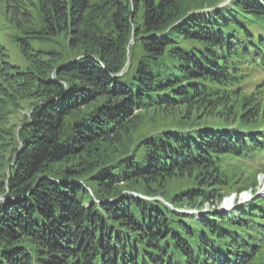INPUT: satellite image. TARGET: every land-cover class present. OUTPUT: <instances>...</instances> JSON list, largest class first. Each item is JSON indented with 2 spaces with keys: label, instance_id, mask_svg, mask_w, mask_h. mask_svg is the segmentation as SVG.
Wrapping results in <instances>:
<instances>
[{
  "label": "trees",
  "instance_id": "obj_1",
  "mask_svg": "<svg viewBox=\"0 0 264 264\" xmlns=\"http://www.w3.org/2000/svg\"><path fill=\"white\" fill-rule=\"evenodd\" d=\"M4 2L26 65L0 39V264H256L264 200L198 218L156 199L202 209L242 191L229 174L264 165L252 97L246 127L227 113L137 133L150 110L191 119L226 107L236 79L264 83V0ZM185 176L196 186L172 194Z\"/></svg>",
  "mask_w": 264,
  "mask_h": 264
},
{
  "label": "rangeland",
  "instance_id": "obj_2",
  "mask_svg": "<svg viewBox=\"0 0 264 264\" xmlns=\"http://www.w3.org/2000/svg\"><path fill=\"white\" fill-rule=\"evenodd\" d=\"M192 1L193 3L208 4L215 0H192ZM219 1H221L219 5L220 7H228L234 2V0H219ZM5 9L6 6L4 0H0V39L2 40L3 44L8 48L12 61L17 64H20L21 66H25L26 61L24 60V57L20 53L18 42L14 37L15 33H17L18 35L21 34V32H18L13 25H10L9 22H6V20H8V16L5 15L6 14ZM63 41L61 42L58 40L53 42H43V44H40V42H38L35 44L38 47H44L46 49H51V48L64 49L65 44L63 43ZM135 43L136 42H133L132 45H134ZM218 50L219 52H221L219 48ZM127 66L129 67V63ZM225 90L228 91L226 97L228 99V101H226V105H227L226 107L224 105H220L216 109L215 108L208 109L206 106L198 109H194L191 119H187L186 117L187 115L184 112L181 113L169 112L168 114H162V115H158L159 113L152 110L146 112V116L144 115L143 118V124L141 125V128L143 129H140L138 131L137 136L140 135V133L146 134L149 131L155 129L159 130V129L169 128L168 126L171 127L179 126L185 124L184 123L185 121L189 122V120H190L189 125L228 126L229 124L225 123L222 119L223 115L227 113L235 114L237 116L235 117L237 120L234 121L235 123L233 124V126L246 127L242 124V114L245 111L244 108L245 105L247 104L246 98H249V96L252 97V99H250L253 101L252 107H256L258 109L257 110L258 112L254 111L250 119L256 125L255 126L250 125L247 127L253 129L259 128L261 130L264 129V83L261 81V77L255 78V77L243 76L240 79H236V81H232L226 87ZM250 100L249 102H251ZM24 112L26 113L27 110H24ZM226 160L228 164L229 163H233V165L234 163L238 164V160L233 157L232 158L229 157ZM263 162H264V155H263ZM254 169L252 170L253 171L257 170L256 172H258V174L253 173L252 170H249L247 168L243 169V171L236 170L235 172H231L229 175L231 178H234V181L236 182L234 185V189L235 190L241 189L242 191L238 195L236 192H232L230 195L225 196L222 203L216 207L211 204H206L202 209H191L188 208V206H184L183 208H174V206L171 203L162 199L161 197H156V199L165 203L167 206H169L173 210H176L180 214L190 215L192 217H198V218L205 213L213 214L217 212L234 211L236 208H238V206L251 204L256 198H260L264 200V165L256 166L254 167ZM196 180L197 179H195V177H191V176L190 177L185 176L183 178L179 177L171 180L170 182L168 181L167 186L172 194L178 195L185 192L186 190H189L190 188L191 189L194 188L197 184ZM231 190H233V188ZM225 191L226 190L224 189L221 193L224 194ZM233 194L237 196V200L234 206L230 207L229 208L230 210H224L225 207H223L222 205L225 199L231 198ZM256 264H264V251L262 255L258 258Z\"/></svg>",
  "mask_w": 264,
  "mask_h": 264
},
{
  "label": "bare ground",
  "instance_id": "obj_3",
  "mask_svg": "<svg viewBox=\"0 0 264 264\" xmlns=\"http://www.w3.org/2000/svg\"><path fill=\"white\" fill-rule=\"evenodd\" d=\"M230 203H231V201L229 200V202H228L227 206H228V205H230ZM227 206H226V205H224V207H227ZM224 209H225V208H224Z\"/></svg>",
  "mask_w": 264,
  "mask_h": 264
},
{
  "label": "water",
  "instance_id": "obj_4",
  "mask_svg": "<svg viewBox=\"0 0 264 264\" xmlns=\"http://www.w3.org/2000/svg\"><path fill=\"white\" fill-rule=\"evenodd\" d=\"M139 196H140V194H138ZM232 199H234V197H232ZM232 199H230V200H232Z\"/></svg>",
  "mask_w": 264,
  "mask_h": 264
}]
</instances>
